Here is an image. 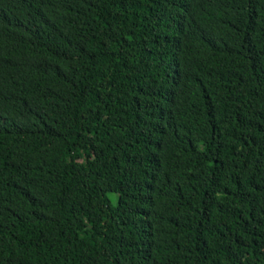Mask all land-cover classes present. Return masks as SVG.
Returning a JSON list of instances; mask_svg holds the SVG:
<instances>
[{"label": "trees", "instance_id": "16d2710c", "mask_svg": "<svg viewBox=\"0 0 264 264\" xmlns=\"http://www.w3.org/2000/svg\"><path fill=\"white\" fill-rule=\"evenodd\" d=\"M0 264H264V0H0Z\"/></svg>", "mask_w": 264, "mask_h": 264}, {"label": "rangeland", "instance_id": "374dc122", "mask_svg": "<svg viewBox=\"0 0 264 264\" xmlns=\"http://www.w3.org/2000/svg\"><path fill=\"white\" fill-rule=\"evenodd\" d=\"M111 197L113 199V203H116V198H117V195L116 194H111Z\"/></svg>", "mask_w": 264, "mask_h": 264}]
</instances>
